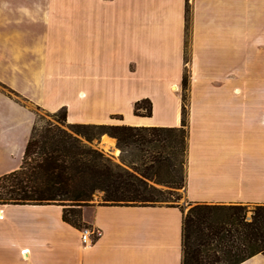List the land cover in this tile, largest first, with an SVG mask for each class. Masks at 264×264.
I'll list each match as a JSON object with an SVG mask.
<instances>
[{
    "label": "crops",
    "instance_id": "1",
    "mask_svg": "<svg viewBox=\"0 0 264 264\" xmlns=\"http://www.w3.org/2000/svg\"><path fill=\"white\" fill-rule=\"evenodd\" d=\"M186 68L188 201L264 203V0H0V82L70 123L181 126ZM146 98L152 116L135 115ZM35 123L0 91V177ZM0 212V264H182L179 207L86 206L90 247L61 205Z\"/></svg>",
    "mask_w": 264,
    "mask_h": 264
},
{
    "label": "trees",
    "instance_id": "2",
    "mask_svg": "<svg viewBox=\"0 0 264 264\" xmlns=\"http://www.w3.org/2000/svg\"><path fill=\"white\" fill-rule=\"evenodd\" d=\"M188 75L186 68L183 86ZM134 112L152 116V101H137ZM185 112L183 104L181 126L70 123L66 108L41 117L21 167L0 177V204H58L63 220L79 229L90 226L82 209L97 195L99 205L179 207L182 264H240L264 254V203L191 202L187 211L179 203L189 151ZM104 134L117 140L121 163L93 145ZM107 135L103 141L113 146Z\"/></svg>",
    "mask_w": 264,
    "mask_h": 264
},
{
    "label": "rangeland",
    "instance_id": "3",
    "mask_svg": "<svg viewBox=\"0 0 264 264\" xmlns=\"http://www.w3.org/2000/svg\"><path fill=\"white\" fill-rule=\"evenodd\" d=\"M74 35H75L74 32H71V37L70 38L73 39V40H76L77 38L74 37ZM187 70H188V74H189L188 75V83L186 84V86H182V97H183V94H184V96H185V103L183 102V104H185V107H186L185 115H186V120H187V123H188V118H189L188 117V115H189V101H190L189 100L190 99V85H189L190 83H189V81H190V78H191V74H190V70L188 68H187ZM0 91L4 92L5 94H7L8 96H10L12 98L14 97L21 104H24V105L30 107L35 112L36 121L37 122H40V118L41 117L44 118V119H46V120L52 119L50 115H53L54 113L49 112V111L43 109L40 106H37L35 104H32V103L28 102V100L26 98H24V96L23 97L22 96L18 97L20 94L16 93L15 90L13 91V89H11L10 87H8L7 85L2 84L1 82H0ZM36 95H37V93H36ZM58 112H56V113H58ZM141 112H143V110H141ZM182 115H183V109H182ZM255 115H264V103L261 104V105H257V107H256V114ZM101 124H103V123H101ZM158 126H160V125H158ZM187 128H188V125H187ZM188 132H189V129H188ZM102 137L99 140H95L93 142V145H95L99 149L103 150L114 161L121 163V154H122V151L118 147L117 140L115 141V144L113 146H109L108 143H106V142L103 141V138ZM188 153H189V151H188ZM186 167H188V161H187ZM186 170H187V168H186ZM180 193L182 194L183 197L179 201V203L181 205H183L185 207V210L187 211L190 208L191 205H190V202L187 199L186 192H185V188L184 189H181L180 190ZM95 199L96 200L94 201V203L97 204L99 202V200H100V196L97 195ZM248 204H250V207H252L253 204H255V203H248ZM0 205H2V204H0ZM85 207L86 206H84L83 209ZM83 209H82V211H83ZM90 227H91V225H90Z\"/></svg>",
    "mask_w": 264,
    "mask_h": 264
},
{
    "label": "built area",
    "instance_id": "4",
    "mask_svg": "<svg viewBox=\"0 0 264 264\" xmlns=\"http://www.w3.org/2000/svg\"><path fill=\"white\" fill-rule=\"evenodd\" d=\"M100 229L95 227H84L81 229V238L86 247H90L101 236Z\"/></svg>",
    "mask_w": 264,
    "mask_h": 264
},
{
    "label": "bare ground",
    "instance_id": "5",
    "mask_svg": "<svg viewBox=\"0 0 264 264\" xmlns=\"http://www.w3.org/2000/svg\"><path fill=\"white\" fill-rule=\"evenodd\" d=\"M1 214H2V213L0 212V216H1Z\"/></svg>",
    "mask_w": 264,
    "mask_h": 264
}]
</instances>
